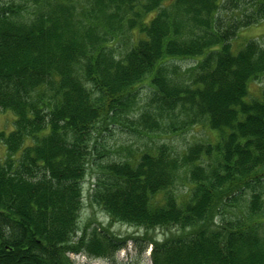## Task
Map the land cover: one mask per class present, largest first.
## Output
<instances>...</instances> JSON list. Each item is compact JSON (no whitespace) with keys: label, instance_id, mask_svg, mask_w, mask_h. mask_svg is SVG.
<instances>
[{"label":"trees","instance_id":"1","mask_svg":"<svg viewBox=\"0 0 264 264\" xmlns=\"http://www.w3.org/2000/svg\"><path fill=\"white\" fill-rule=\"evenodd\" d=\"M263 20L264 0H0V114L15 116L0 133V264L125 248L130 238L81 229L87 172L90 203L144 229L153 264H264V86L250 95L264 47L232 43ZM136 123L204 124L216 139L103 161L102 135Z\"/></svg>","mask_w":264,"mask_h":264},{"label":"rangeland","instance_id":"2","mask_svg":"<svg viewBox=\"0 0 264 264\" xmlns=\"http://www.w3.org/2000/svg\"><path fill=\"white\" fill-rule=\"evenodd\" d=\"M239 9L243 8L242 3H238ZM239 13L240 11H234ZM250 40H255L264 47V20L251 27L242 30L237 37L233 40V50H239L243 44ZM194 60H182L178 61V66L181 69L187 70L194 65ZM264 82L260 81L258 84L251 86V97L260 96ZM151 88L148 85H141L138 91V98L135 106V112H137L145 103H147L149 96L151 95ZM15 116L11 112L0 114V133H9L13 130V122ZM138 119V114L136 115ZM114 127L113 131L104 133L102 135L104 139H100L104 143L105 149H103V161L111 160H124L127 158L134 157L138 152L145 151L156 146H162L163 144L169 146L173 152H183L184 149L193 146L196 143H202L207 141H214L216 137H212V133L208 131V127L204 124H199L192 127L184 132L175 133H146L142 125L136 123L133 128L131 124L118 125ZM5 147L0 142V158L5 155ZM94 168V167H93ZM93 174L97 176L98 172L101 173L100 168L93 169ZM82 184L83 188V206L80 212V226L81 229L85 227L87 223H91L89 226V231L98 228L100 231H109L110 234H115V236L121 238H130L125 248L118 250L113 258H98L89 259L85 254L77 253L71 254L70 257L72 261L76 264H153L151 260V248H145L146 239L141 240L142 235L145 233L144 229H140L137 226L130 225L124 222H114L110 220L108 214L101 210L96 204H91L88 200V193L93 188L95 177L91 176L90 172H87L86 178H84ZM183 185L177 187L178 194L184 191ZM99 225V226H98ZM173 234H180L181 231L177 229H172ZM150 236H154L157 240H163L165 238L164 232L161 228H157L151 231ZM136 240V241H135ZM128 245V246H127ZM125 249V250H124Z\"/></svg>","mask_w":264,"mask_h":264},{"label":"bare ground","instance_id":"3","mask_svg":"<svg viewBox=\"0 0 264 264\" xmlns=\"http://www.w3.org/2000/svg\"><path fill=\"white\" fill-rule=\"evenodd\" d=\"M128 246V245H127ZM150 248H151V246H150ZM125 250V249H124ZM152 251V250H151Z\"/></svg>","mask_w":264,"mask_h":264}]
</instances>
